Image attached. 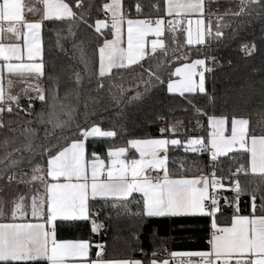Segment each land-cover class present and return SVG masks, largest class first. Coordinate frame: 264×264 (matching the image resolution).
Wrapping results in <instances>:
<instances>
[{
  "label": "snow or ice",
  "instance_id": "obj_1",
  "mask_svg": "<svg viewBox=\"0 0 264 264\" xmlns=\"http://www.w3.org/2000/svg\"><path fill=\"white\" fill-rule=\"evenodd\" d=\"M261 2L262 0H239L240 10L235 15L243 13L249 5ZM39 3L43 9L39 19L28 20L25 10L35 15L39 11L36 7L29 6L25 0H0V117L5 113L12 114L14 108L17 116L20 112L31 115L34 100L47 102L45 89L38 84L28 83L23 89V95L27 97L26 108L21 104V96L11 92L12 77H19L23 81H39L45 75L41 32L46 21H79L88 28H94L95 33L111 29L112 38L104 39L98 46V73L95 75L100 81L109 77L114 69L122 70L140 64L147 56L156 53L157 49L164 50L166 55L165 43L161 39L165 28L173 34L177 31L186 33V44L189 46L203 45L206 38L213 35L210 20L207 25L204 20L205 0H161V4L154 7L157 12L163 11L164 15L155 20L128 18L123 11L122 0H108L100 9L107 20L95 19L94 24H89L87 18L93 7L91 3L88 10L79 14L74 8H83V0H39ZM136 12H141L138 3ZM193 16L196 17L195 20L191 19ZM185 21L187 27H184ZM68 31L69 35H75L72 24L68 25ZM221 35L217 24L215 37L219 38ZM149 36L154 37L150 41V50L146 40ZM172 38L175 40V35ZM60 39L58 37V43ZM254 49V44L251 49L248 45L243 46L248 54ZM81 55L82 62L87 67L82 50ZM204 65L205 60L196 59L176 67L169 74L167 92L180 96L197 90L204 93V71L198 70ZM5 74L8 78L7 87L4 85ZM80 82L81 78L77 73L75 83L79 86ZM154 82L164 83L156 72L149 70V78L145 84L150 87ZM98 87L102 88L103 83ZM145 90L147 91V87ZM139 96L140 93H137L131 100H136ZM52 99L58 100L55 92ZM113 99L119 103V98L113 96ZM50 107L54 110L55 103ZM72 111L73 109H69L65 113L69 120L53 123L49 118L47 123L52 124L53 130L63 129L69 125ZM38 119L44 123V114H38ZM249 124L248 119L232 117L229 131L228 117L209 116L208 126L211 131L208 139L187 140L185 151L206 152L213 171L210 175L201 174L191 178L174 176L169 171V146L180 145L181 141L178 139H130L124 146L107 147L106 153L101 155L96 152L88 153L86 142L90 138H114L116 132L103 130L96 124L84 128L77 125L74 138H65L61 144L57 137L55 145L43 148L40 155L47 156L46 170L40 165L33 167L28 181L23 179L26 174L19 180H16L15 174L7 175L9 182L16 180L17 183H31L39 180L44 191L33 195L30 204L25 202L26 196L16 197L8 214L0 206V264H143L137 259H105L103 244L95 245L98 249L96 258L90 259L92 245L89 241L58 240L56 237L57 221L89 220L93 215L92 202L98 199L111 201L113 207L126 209L129 198L136 199L134 194H139L137 202H142L143 215L147 217L198 215L210 219L208 250L174 252L170 254L173 260L180 256L189 258L182 264H264V196L257 207L256 196L252 194L250 213L241 215L239 197L243 189L239 180L235 179L242 173L259 176L264 182V132L256 134ZM4 126L0 119V128ZM160 131L163 134L165 131L174 132L175 129L162 128ZM226 132L229 134L226 135ZM24 134L27 139L25 150L34 151L31 139L34 130L25 129ZM45 138L47 139V135ZM4 143L6 145L7 140ZM229 154L232 156L229 157ZM12 155L6 154L8 167L19 163L12 159ZM222 157H228L238 165L235 171L231 167L228 169L230 177L234 178L230 182V191L235 193V197L231 201L226 196L223 197L224 206L232 209L230 220L225 225H221L218 219V214H223L219 189L225 188V185L223 177L217 178L215 171ZM237 157L241 159L238 160ZM3 178L4 174L0 173V179ZM29 216L36 222L29 220ZM101 227L102 225L92 220L93 233L98 232ZM192 257L197 259L193 260ZM148 264L158 262L152 259ZM162 264H169V261L166 259Z\"/></svg>",
  "mask_w": 264,
  "mask_h": 264
},
{
  "label": "trees",
  "instance_id": "obj_2",
  "mask_svg": "<svg viewBox=\"0 0 264 264\" xmlns=\"http://www.w3.org/2000/svg\"><path fill=\"white\" fill-rule=\"evenodd\" d=\"M104 2L108 0H83L84 7L74 8V11L79 14L88 10L90 3L93 4L87 18L89 24H94L95 19L106 17L100 10ZM137 3L141 6L139 14L136 12ZM160 4L161 0H123L125 13L131 17L162 16L163 11L157 12L154 7ZM207 10L215 15L212 19L214 25H223L222 29L219 28L222 33L219 38L215 37L216 30L213 29V35L205 44L189 46L186 33L178 31L173 34L166 28L163 37L166 55L164 50H158L140 64L114 69L103 81L95 75L98 73V46L110 36L111 31L95 33L94 28H88L79 21H46L42 28L45 75L41 81L47 102L34 100L31 115L20 112L17 116L14 108L12 114L5 113L1 117L5 126L0 128V173L4 174L0 179V190L9 183L7 175L27 171L37 165L46 167L47 156L40 155L43 148L55 145L57 137L61 144L65 138H74L77 125L84 128L96 124L103 130L116 132L114 138H90L86 142L88 153L101 155L106 153L107 147L124 146L130 139L164 137L180 140V145L169 146L168 166L174 176L208 175L213 171L206 152L185 151L187 140H206L210 129L209 116H225L229 121L232 117L248 119L250 129L256 134L264 132V0L260 4L249 5L240 15H235L240 10L239 0L208 2ZM69 24H72L74 36L69 35ZM58 37L61 38L59 43ZM253 44L255 49L251 54L243 50L244 45L251 49ZM81 50L87 67L82 62ZM194 59H204L207 69H210L206 70L205 93L184 96L168 93L169 74L177 66ZM149 70L156 72L164 83L154 82L148 87L145 81L149 78ZM77 73L81 78L79 86L75 83ZM100 83H103L102 88L98 87ZM53 92L58 96L57 101L52 99ZM137 93H140L139 98L131 100ZM113 96L119 98V103ZM53 103L56 105L54 110L50 107ZM21 104L26 108L27 100H21ZM69 109H73L69 125L53 130L52 124L47 123L49 118L53 123L69 120L65 114ZM40 113L44 114V123L39 122ZM162 128H174L175 131L162 134ZM25 129L34 130L31 136L34 151L25 150ZM7 153H12V159L19 161L16 166L8 167ZM237 166L230 158L222 157L215 168L217 177H223L225 185L223 190H219L223 212L218 214L220 224L230 220L232 209L224 206L223 197L230 201L235 197V193L230 191V182L234 178L230 177L228 169L231 167L235 171ZM235 179L243 189L239 197L240 214L248 215L252 194L256 196L257 207L260 205L264 182L259 176L242 173ZM134 195L136 199L129 198L126 209L98 199L92 202L93 215L89 220L57 221V239L89 240L93 244V255L97 252L95 245L103 244L106 259H142L145 264L176 251L208 250V217H147L143 215L142 202H137L139 194ZM92 220L103 224L98 233L92 232Z\"/></svg>",
  "mask_w": 264,
  "mask_h": 264
},
{
  "label": "crops",
  "instance_id": "obj_3",
  "mask_svg": "<svg viewBox=\"0 0 264 264\" xmlns=\"http://www.w3.org/2000/svg\"><path fill=\"white\" fill-rule=\"evenodd\" d=\"M208 2H209V4H210L211 2H212V3L216 2V0H205V13H204L205 24L207 25L208 22H209V20H210L211 25H212V31H213V29L217 30V24H218V23L214 25V23H213V21H212L213 16H215V15H213L212 12H209V11L207 10ZM25 3L28 4L29 6L36 7V8L39 10L35 15H33L32 13H28L27 10H25V11H26V18H27L28 20L39 19L40 12H42V10H43V9H42V5L39 3V0H25ZM122 4H123V0H122ZM123 11L125 12L124 5H123ZM125 14H126V13H125ZM162 16H163V15H162ZM159 17H161V16H157V17H154V18L143 17V16H133V17L128 16V18H132V19H153V20H155V19H157V18H159ZM195 18H196L195 16L191 17V19H193V20H195ZM99 19L107 20V17L99 18ZM166 19H172V17H166ZM184 26L187 27V22H186V21H185ZM222 27H223V25L219 24V28L222 29ZM193 28H195V24H193ZM107 29H109V30L111 31L110 28L102 29V31L107 30ZM165 32H166V28H165ZM165 32H164V34H165ZM41 37H42V44H43V35H42V32H41ZM163 37H164V35L161 37V39L164 40ZM111 38H112V36H111V33H110V36H109L107 39H111ZM207 38H208V37H207ZM207 38H206V40H207ZM152 39H154V37L149 36V37L146 38V40L148 41L147 47H148L149 50H150V46H151V45H150V41H151ZM125 46H126V44H125ZM158 50H161V49H157V51H158ZM194 60H196V59H194ZM194 60H190V61H187V62L190 63L191 61H194ZM203 60H204V59H203ZM184 63H185V62H184ZM181 65H182V64H181ZM181 65H179V66H181ZM179 66H177V67H179ZM205 69H207L206 61H205V65H204L202 68L198 69L199 71H204V77H205V91H206V70H205ZM7 79H8V78H7V75L5 74V80H4V85H5V87H7ZM11 79L13 80V85H12V88H11V92H12V94H14V95L19 94V95L21 96V100H27V97H25V96L23 95V89L27 86L28 83H31V84H38L41 88L44 89V84H43V82L41 81V79H40L39 81H36V80L23 81V80H22L21 78H19V77H12ZM174 79H175V77H174ZM197 80H198V77H197ZM195 93H200V92L197 90L196 92H193V93H185V94H195ZM204 93H205V92H204ZM30 94H31V95H34V93H30ZM227 128H228L229 131H230V121H229V120H228ZM227 134H229V132H226V135H227ZM160 138H164V137H160ZM146 139H150V138H146ZM157 139H158V138H157ZM167 139H168V138H167ZM207 139H208V135H207V137H206V140H207ZM132 151H134V150H132ZM137 156H138V154H137ZM42 168H45V170H46V167H42ZM21 173H22V175H23V174H26V175H23V177H25V176H27V175H29V174H32V172H28V171H20V172H17L16 174H17V175H18V174L21 175ZM17 175H16V176H17ZM22 175H21V176H22ZM175 176H179V175H175ZM184 176L191 178V177L199 176V175H194V176H187V175H184ZM46 179H48V178L46 177ZM16 180H19V179L16 177ZM16 180L4 184V185L2 186V188H1V190H0V193L3 192L4 190H8L9 192H12V191L14 190V186H15V184H17ZM35 182H36V181H35ZM37 183L40 184V190H39V193H43V191H44V189H43V184H42L39 180H37ZM2 194H4V193H2ZM20 195H24V194H23V193H21V194H20V193H19V194H14V195H12L11 197H9V196H7V195H0V206H2V207L4 208V211H5L6 214L10 213L11 206H12V201H13L16 197H18V196H20ZM24 196H26V195H24ZM26 197H27V199H26L25 202H26L27 204H30V199H31L32 196H26ZM28 219L31 220L32 222H36V221L33 220V218H31L30 216L28 217ZM18 222H19V221H18ZM96 223H97V222H96ZM221 225H225V224H221ZM98 232H99V231H98ZM98 232H96V233H98ZM87 241H89V240H87ZM89 242H90V241H89ZM90 244L93 245L91 242H90ZM97 251H98V249H97ZM103 251H104V250H103ZM206 251H207V250H206ZM185 252H196V251H176L175 253H185ZM173 253H174V252H173ZM95 258H96V255H93V254H92V247H91V249H90V259H95ZM105 259H106V258H105ZM122 259H131V258H122ZM166 259L169 261V264H182V262L187 261V259H189V258H188V257H180V256H177V257L175 258V260H173V258L171 257V255H168V256H166V257H163V258H161V259L158 258V259H156V260H157L158 264H162V262H163L164 260H166ZM191 259L195 260V259H197V258H196V257H192ZM137 260H141V261L143 262V264H145L144 261H143L142 259H137Z\"/></svg>",
  "mask_w": 264,
  "mask_h": 264
},
{
  "label": "rangeland",
  "instance_id": "obj_4",
  "mask_svg": "<svg viewBox=\"0 0 264 264\" xmlns=\"http://www.w3.org/2000/svg\"><path fill=\"white\" fill-rule=\"evenodd\" d=\"M216 1H218V0H216ZM0 119H1V117H0ZM210 131H211V129H209L208 134H209ZM31 169L32 168H30L27 171L28 172H32ZM16 175L17 174H15V176ZM21 175H22V173H21ZM21 175L18 174L16 177L18 179H20L21 178ZM31 175L32 174H29V175L23 177V179L25 181H28L29 178L31 177ZM39 190H40V184L37 183V181L36 182L33 181L31 183H27V182L26 183H17V184H15L14 190L12 192H9L8 190H4L3 192L0 193V195H7V196L11 197L14 194H19V193L21 194V193H23L26 196H33V195L37 194L39 192ZM2 193H4V194H2ZM97 224L102 225V227L98 230V231H101L102 228H103V224L102 223H99V222H97Z\"/></svg>",
  "mask_w": 264,
  "mask_h": 264
},
{
  "label": "built area",
  "instance_id": "obj_5",
  "mask_svg": "<svg viewBox=\"0 0 264 264\" xmlns=\"http://www.w3.org/2000/svg\"><path fill=\"white\" fill-rule=\"evenodd\" d=\"M177 32H178V31H177ZM152 175H155V173H152ZM208 175H210V174H208ZM217 178H218V177H217ZM223 189H224V188H223ZM223 189H219V190H223ZM104 249H105V247H104ZM104 249H103V250H104Z\"/></svg>",
  "mask_w": 264,
  "mask_h": 264
}]
</instances>
